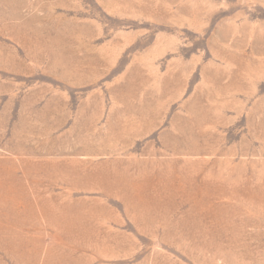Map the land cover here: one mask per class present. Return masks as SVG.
I'll return each instance as SVG.
<instances>
[{"label":"rangeland","instance_id":"obj_1","mask_svg":"<svg viewBox=\"0 0 264 264\" xmlns=\"http://www.w3.org/2000/svg\"><path fill=\"white\" fill-rule=\"evenodd\" d=\"M0 264H264V0H0Z\"/></svg>","mask_w":264,"mask_h":264}]
</instances>
